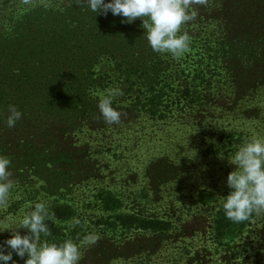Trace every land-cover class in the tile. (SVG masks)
<instances>
[{"label":"trees","instance_id":"16d2710c","mask_svg":"<svg viewBox=\"0 0 264 264\" xmlns=\"http://www.w3.org/2000/svg\"><path fill=\"white\" fill-rule=\"evenodd\" d=\"M194 10L177 60L152 51L139 18L77 0H0V155L15 182L0 228L45 202L41 243L96 237L79 264H151L164 247L182 264L190 227L223 259L240 256L264 215L233 223L222 198L234 153L264 136V0ZM116 88L121 121L108 124L98 103ZM9 105L23 114L12 128ZM10 238L0 233V244ZM27 258L13 253L16 264Z\"/></svg>","mask_w":264,"mask_h":264},{"label":"clouds","instance_id":"9594fccd","mask_svg":"<svg viewBox=\"0 0 264 264\" xmlns=\"http://www.w3.org/2000/svg\"><path fill=\"white\" fill-rule=\"evenodd\" d=\"M96 14L127 18L122 22L131 24L139 18L144 35L153 52L180 59L188 52L191 38L182 31L183 26L196 18L194 7L206 6L208 0H77ZM118 88L109 89L98 103L100 114L108 124H119L121 113L113 106L116 96L122 95ZM6 123L15 127L22 118L16 106H8ZM234 170L227 176L229 194L222 198V208L227 219L242 223L255 216L264 215V136L248 138L232 156ZM11 160L0 155V213L10 207L15 182L10 170ZM49 211L45 202L30 203L19 217L10 216L3 222L0 233L11 232V238L0 244V264H16L13 253L20 259L28 258L24 264H79L81 249L96 242V237L87 236L79 244L72 240L57 243H41V236L48 237L51 230L47 224ZM14 225V226H13ZM17 229H26L21 235Z\"/></svg>","mask_w":264,"mask_h":264},{"label":"rangeland","instance_id":"374dc122","mask_svg":"<svg viewBox=\"0 0 264 264\" xmlns=\"http://www.w3.org/2000/svg\"><path fill=\"white\" fill-rule=\"evenodd\" d=\"M189 229L196 233L192 237L193 239L189 240L194 244V252L190 256L191 260L184 261L182 264H264V243L261 241L262 236H264V218H261L259 225L253 228V233L247 236L246 244L242 246V249L240 248V256L228 261L210 248L211 243L207 241L206 234L201 227L197 229L190 227ZM177 251L175 247H164L163 253H158L152 257L151 264H180L177 259L178 256L175 257ZM167 255H169L168 258Z\"/></svg>","mask_w":264,"mask_h":264}]
</instances>
